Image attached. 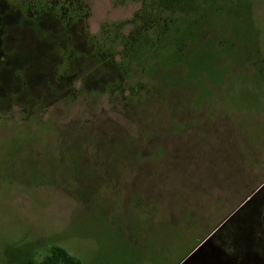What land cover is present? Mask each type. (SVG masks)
I'll return each mask as SVG.
<instances>
[{"label":"rangeland","instance_id":"1","mask_svg":"<svg viewBox=\"0 0 264 264\" xmlns=\"http://www.w3.org/2000/svg\"><path fill=\"white\" fill-rule=\"evenodd\" d=\"M83 1L90 34L140 8ZM207 6L192 30L207 15L209 34L192 37L203 43L174 69L163 98L152 79L133 98L134 80L106 89L119 73L97 67L81 27L60 44L35 42L30 25L9 13L0 264H37L53 245L81 264H180L237 208L227 223L254 217L251 234L264 238V0Z\"/></svg>","mask_w":264,"mask_h":264},{"label":"trees","instance_id":"2","mask_svg":"<svg viewBox=\"0 0 264 264\" xmlns=\"http://www.w3.org/2000/svg\"><path fill=\"white\" fill-rule=\"evenodd\" d=\"M3 1L6 7H0V75L7 59L4 38L7 30L13 29L8 24L12 19L9 13L14 12V15L18 14V22L30 25L35 42L38 38H47L53 44H60L57 37L66 34L71 39L70 28L81 27L86 44L97 60V67L102 71L117 69L119 73V78L110 77L104 85L110 92L122 91L124 84L134 80L129 83V89L126 88L131 94L129 97L133 98L145 90L146 82L152 79L156 82L155 86L161 89L157 97L163 98L170 93L165 84L171 79L174 69L179 68L178 64L183 67L189 65L193 49L203 43L200 41L194 45V37H207L209 34L207 24V29L202 30L207 15L201 17L200 24L198 22L194 30L192 23L205 13L207 5L219 0H136L140 2V8L129 21L103 23L96 34L88 32L87 19L90 12L83 0ZM48 18L55 22L57 31L49 26ZM128 23L132 29L124 33L123 28ZM54 50L63 53L61 45L55 46ZM63 67L57 65V74ZM253 218L226 221L216 235L215 241L221 244L225 255L238 259L239 264H264V238L251 234ZM37 264L81 262L60 246L53 245Z\"/></svg>","mask_w":264,"mask_h":264},{"label":"flooded vegetation","instance_id":"3","mask_svg":"<svg viewBox=\"0 0 264 264\" xmlns=\"http://www.w3.org/2000/svg\"><path fill=\"white\" fill-rule=\"evenodd\" d=\"M218 231L212 236L211 241L203 249V257L199 256L194 264H239V260L225 255L221 244L216 240Z\"/></svg>","mask_w":264,"mask_h":264},{"label":"water","instance_id":"4","mask_svg":"<svg viewBox=\"0 0 264 264\" xmlns=\"http://www.w3.org/2000/svg\"><path fill=\"white\" fill-rule=\"evenodd\" d=\"M250 198V196L247 198V200ZM245 203V202H244ZM243 203V204H244ZM241 204L240 207L243 205ZM237 208L235 211H233L224 221H222L206 238L190 253L189 256H187L180 264H189L190 261H192L197 254L199 256L203 257L202 250L206 244H208L211 241L212 236L226 223V221L238 210Z\"/></svg>","mask_w":264,"mask_h":264}]
</instances>
